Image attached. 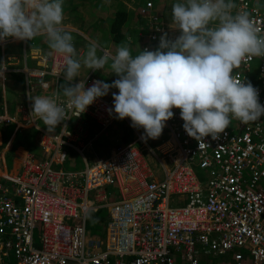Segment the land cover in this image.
Here are the masks:
<instances>
[{
  "label": "built area",
  "instance_id": "2783aa9c",
  "mask_svg": "<svg viewBox=\"0 0 264 264\" xmlns=\"http://www.w3.org/2000/svg\"><path fill=\"white\" fill-rule=\"evenodd\" d=\"M153 11V0H144L139 12L149 31L140 34L160 41L169 27ZM237 12L248 13L264 35V0H237ZM49 53L31 48V65L25 50L24 64L17 68L33 96L59 93V80L65 78L63 57ZM2 54L7 73L13 70L8 67L12 59L19 58ZM234 75L251 82L264 105V57L248 58ZM81 79L86 88L99 80L87 74L73 83ZM0 86L3 91L4 82ZM109 108H114L113 97L98 98L80 116L67 110L59 132L48 133L31 114L30 101L21 106L22 120L16 122L41 130L42 153L26 152L17 172L0 175V264H12V258L17 264H247L244 248L253 264H264V117L248 124L233 119L236 124L218 139L198 141L186 133L180 110L174 109L166 122L169 136L156 149L149 147L163 169L156 177L138 145L144 140L142 128L132 127L134 141L88 162L84 144L75 139L79 122L87 117L105 128L115 119ZM72 120L74 128L69 127ZM11 121L0 113V123ZM68 147L84 156L83 170L58 166L67 159ZM196 167L206 170V180ZM113 182L118 185L114 194L106 188ZM172 194L181 197L176 200ZM102 207L108 209L105 236H88L87 213ZM213 254L225 255L227 262L213 261Z\"/></svg>",
  "mask_w": 264,
  "mask_h": 264
},
{
  "label": "clouds",
  "instance_id": "9594fccd",
  "mask_svg": "<svg viewBox=\"0 0 264 264\" xmlns=\"http://www.w3.org/2000/svg\"><path fill=\"white\" fill-rule=\"evenodd\" d=\"M72 2L75 4L74 0ZM236 5L237 0L236 3L234 0H176L172 5L171 22L177 26L179 35L170 38L165 32L160 41H149L148 37L140 34L149 31L145 18V24L142 25L148 31L145 32L144 27L138 26V37L128 36L130 41L142 42L143 50L133 56L130 43H122L115 54L100 49L97 43H90L87 51L79 54L73 35L63 27L64 0H0V42H5L10 37L15 38L4 46L0 45L2 52H5L4 48L8 43H23V56L8 53L19 58V61L13 58L8 65L13 70L6 73L7 67L2 63L3 57L1 58L0 77L6 79L0 80V85L4 82L3 91L0 86V113L10 111L9 84L16 79L15 74L22 75L26 86L24 73L17 70L24 64L25 50L28 56L31 48L41 47L50 50V55L59 54L63 57L65 78L61 79L68 83L60 86V79L59 93L53 96H33L31 91L27 92L26 86V99L17 103L18 109H15L20 111L21 106H27L30 101L31 114L43 121L44 125L41 120L39 125L48 133H55L56 128L63 125L67 110H75L80 116L101 97H113L114 108H109L108 112L110 115L115 113L114 120L129 118L131 127L144 130L142 139L147 148H143L149 151V147H153L147 139H158L162 135L166 122L175 115L174 108L180 110L186 133L198 141L208 136L218 139L230 127L233 119L243 124L259 121L264 117L259 90L251 82L238 79L234 70L240 68L250 57H264V35L260 34L248 13H235ZM168 27L171 28L172 25L168 23ZM74 29L71 24V30ZM41 35L46 37L47 48L42 43H27ZM157 45L158 48L152 51V47ZM98 51L102 54L98 55ZM5 54L7 55L6 52ZM28 60L33 65L29 56ZM106 66L119 77L111 84L95 74L96 71L105 70ZM82 68L91 71L80 76ZM87 74H93L99 80L87 88L86 79L73 83L76 78ZM112 88L118 89V93L113 92L111 96H107ZM60 95L64 100L60 99ZM7 115L12 116L9 113ZM84 119L94 120L81 118ZM73 122L74 120L71 124ZM11 123L17 122H1L0 127L7 131L6 126ZM25 128L31 129L38 136V142L34 145L36 149L39 146L38 151L30 150L41 154V130L35 126ZM167 132L168 135L162 140L169 136L168 129ZM12 133L7 141L1 142L0 160H4L17 137L14 132L10 139ZM134 140L135 138L132 141ZM20 154H16L17 157H21ZM149 165L151 166L150 161ZM151 168L154 170L152 166ZM154 172L156 177L160 176L159 172ZM101 209L108 212L106 207ZM107 217L108 215L106 225ZM91 236L105 235L100 233Z\"/></svg>",
  "mask_w": 264,
  "mask_h": 264
},
{
  "label": "rangeland",
  "instance_id": "374dc122",
  "mask_svg": "<svg viewBox=\"0 0 264 264\" xmlns=\"http://www.w3.org/2000/svg\"><path fill=\"white\" fill-rule=\"evenodd\" d=\"M70 1L71 0H64V14L66 17L69 18L70 21H72L71 23L73 26L78 25L79 21L81 24L86 26L87 24H89V21L91 20V18L93 16V13L95 14L96 12H101L102 8L107 9V4H105V1H107V0H105V1H102V0H74L75 1L74 7H71L70 10H68L70 5H68L67 3H70ZM234 1L236 3V0H234ZM153 2L155 3L153 13L163 16L165 18L166 22L173 24V26L175 27V31L179 34V30L176 29L177 26L171 22L172 5L176 2V0H153ZM115 4H117L118 9L119 8L121 9V6H122L121 0H115ZM66 10H68V11L66 12ZM131 15L133 16L132 13H131ZM67 23L68 22L64 21L63 24H67ZM67 31L73 35L74 45H75L76 49H80V48L84 47L87 50L88 45L90 43H92L89 40H87V38H85L84 35L78 30H75V31L67 30ZM144 31L145 32L148 31L146 26H144ZM137 32H139V30L134 29V31L131 34L133 36V38L138 37ZM27 43L29 45L42 43L45 48H47V46H48L46 37H44L43 35L35 37L32 41L29 40V41H27ZM131 44H136L140 48L142 42L133 41V42H131ZM158 46L159 45L153 46L151 50L152 51L156 50L158 48ZM4 50L7 54L13 53V54H21L23 56V43L22 42H20V43H8V44H6ZM1 58H2V48L0 46V63H1ZM106 67L110 70V67H108V66H106ZM95 74H98L99 76H101V71L100 70L96 71ZM14 77L16 79L13 80L12 83L9 82L10 83L9 84L10 96L8 98V101H9V107H10L11 112H13L15 110L17 103L24 102L26 99V86L24 84V79H23L22 75L20 73H18V74H15ZM65 83H68V82L65 81L64 79L60 80V86L64 85ZM61 93H62V89H61ZM41 123L44 125L42 120H41ZM234 124H236V123L234 122V120H232L230 126H233ZM12 129H13V125L8 127L7 131L3 130V128H2V130H3L2 131L3 132V141L4 142L7 141L10 133L12 132ZM73 131L75 132L74 129H73ZM94 135H95V132L94 131L91 132L89 137L86 138V140L89 138H92ZM167 135H168L167 129L164 128L162 135L158 139H150L149 138V139H147V142L153 148H155L161 142V140L164 137H166ZM102 136L96 138L94 144L98 148L99 154L102 156H106L108 154L109 150L111 149V144L109 142L108 136L106 139H103ZM15 142H16V145H15L16 147L14 148V150L13 151L9 150L5 154V157H4V160L8 163V165H11L13 159L17 157L18 152L20 150V147L25 142V139L22 138L18 134ZM113 142H114V140L111 139V143H113ZM138 144L141 147L147 148V145L144 142V140H141ZM84 152L87 155H91L90 150L85 149ZM145 153H146L147 158L150 161L151 166L154 168V170L156 172H159L162 176L163 175V169L161 167V163L148 149L145 150ZM0 157H1V154H0ZM58 166H62L66 170H76V169H83L85 167V163L82 159V156L80 154H78V152L75 149L68 147L67 159L65 160V162L59 164ZM0 167L3 169V160H0ZM196 172H197V174L201 180L207 179V172L204 168L196 167ZM106 188L109 192H112V194H114V192H118V185L116 182L108 184L106 186ZM172 197L177 200L178 197H181V195L180 194H172ZM111 198H114V195H111ZM172 204H178V203L172 202ZM106 215H108V212L106 209H101L97 212H95L94 210H90V212L88 213V219H87V224H88L87 234H88V236L100 234V233H103V235H105V233H106V226H105L106 225ZM41 236H42V223L39 222L36 226V229H35V237H36L37 244H40ZM243 252L245 253V255L248 259L247 264H253V262L251 261L250 254L248 255L249 252H247V249L244 248ZM212 258H213V261L227 262L225 255L213 254ZM11 263L17 264L16 259L12 258Z\"/></svg>",
  "mask_w": 264,
  "mask_h": 264
},
{
  "label": "crops",
  "instance_id": "0c3cea01",
  "mask_svg": "<svg viewBox=\"0 0 264 264\" xmlns=\"http://www.w3.org/2000/svg\"><path fill=\"white\" fill-rule=\"evenodd\" d=\"M107 9H103L101 10V12H96L95 14L93 13V16L91 18V20L89 21V24H87L86 26L81 24L80 21L78 23V25H75V29L71 30V25L72 24L69 20L68 17L65 16L64 21L68 22L67 24H63V27L66 30H70V31H75L78 30L80 31L85 38H87V40H89L92 43H97L100 46V49L110 52L112 54H115L116 49L118 46H120L122 43H130V47L132 49V54L133 56L139 54V52L142 49V45L140 46V48L136 45V44H131V42L128 39V36L132 34V32L134 31V29H138V26L144 27L145 25V17H143L140 12V6L144 3V0H121V10H125L127 12L126 14V23L123 25V32H125V35L121 38V39H116L114 37V34L111 31V23L110 20L114 17V12L116 10H118V6L117 4H115V0H108L107 2ZM155 7V4H154ZM131 13L133 14V16L131 15ZM172 27L169 28V37L170 38H174L175 36L179 35L176 31H175V27L173 26V24H171ZM139 30V29H138ZM142 41H145L142 39ZM79 54H83L85 53L87 50L82 47L80 49H77ZM102 52L98 51V55H101ZM90 69L87 68H82L81 72H80V76L83 74H86L88 72H90ZM101 71V79L106 82L111 84L114 80L118 79L119 77L114 74L111 69L109 70L107 67L105 68V70H100ZM113 92L118 93V89L112 88L109 91V94L107 96H111ZM16 109H18V107H16ZM14 110L13 112L7 111V113L11 114L13 121H17L20 120L22 117V110L18 111V110ZM80 127H79V131L77 133V135L75 136L76 142H81L82 144H84V151L85 149L90 150L91 151V155H87L84 152V155L86 156L88 162H93L94 160L96 161V159L98 157H102V155L99 154V150L98 148L95 146L94 142L96 140V138L102 136L103 139H106L108 136L109 142L111 144V149L109 150L108 154H110V152L119 144L121 145V143H127L133 140V138H135L136 136V131H131L129 130L130 127V123L128 120L123 119V120H119L116 119L114 121H112L107 127L103 128L102 125L99 124V122L97 120H81L80 122ZM13 125V129H12V135L10 136V139H12L14 132L18 134L25 139V143L29 142V133L31 131V129L25 128V127H19L18 123H11L8 127ZM77 125V122H73L69 127H75ZM62 125L60 127H57L56 130L54 131L55 133L59 132V130L61 129ZM1 127H0V146H1V142L3 141V132L1 131ZM95 132V135L92 138H89L86 140V138L89 137L91 132ZM129 131V132H128ZM131 135V137L129 138V136ZM38 136H36L35 138V142L37 143ZM111 139L114 140L113 143H111ZM1 148V147H0ZM39 146L37 147V149L35 148V146H32L31 149L33 150H37L38 151ZM72 148V147H71ZM74 149V148H73ZM31 151L29 147H25L22 145L20 147V150L18 152L21 153V157L26 155V152ZM77 151V150H76ZM78 152V151H77ZM78 154H80L78 152ZM81 155V154H80ZM106 155V156H107ZM82 156V155H81ZM21 157L18 156L16 158L13 159L11 165H8V163L3 160V169L0 167V175L8 172V174H13L15 172L18 171L20 163H21ZM83 161H84V157H82Z\"/></svg>",
  "mask_w": 264,
  "mask_h": 264
},
{
  "label": "trees",
  "instance_id": "16d2710c",
  "mask_svg": "<svg viewBox=\"0 0 264 264\" xmlns=\"http://www.w3.org/2000/svg\"><path fill=\"white\" fill-rule=\"evenodd\" d=\"M67 4L70 5L71 7H74V2H72V0L70 1V3H67ZM126 14H127V12L125 10H121L119 8L118 10L115 11L114 17L110 20V23H111V31L114 34V37L116 39H121L125 35V32H123V25L126 23L125 22L126 21ZM130 129L133 131V129H132L131 126L129 127V130ZM130 137H131V135L129 136V138ZM35 138H36V133H34V132L31 133L30 132L29 133V142H27V143H25L23 145L24 146H27V147H29L31 149L32 146H34L36 144ZM15 140L10 145L9 150H12L13 151L14 148L16 147L15 146L16 145Z\"/></svg>",
  "mask_w": 264,
  "mask_h": 264
}]
</instances>
